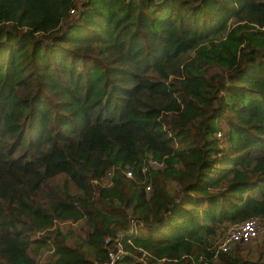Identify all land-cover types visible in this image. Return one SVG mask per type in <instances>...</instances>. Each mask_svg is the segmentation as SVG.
Listing matches in <instances>:
<instances>
[{"label": "trees", "instance_id": "1", "mask_svg": "<svg viewBox=\"0 0 264 264\" xmlns=\"http://www.w3.org/2000/svg\"><path fill=\"white\" fill-rule=\"evenodd\" d=\"M263 27L264 0H0V264H264Z\"/></svg>", "mask_w": 264, "mask_h": 264}, {"label": "built area", "instance_id": "2", "mask_svg": "<svg viewBox=\"0 0 264 264\" xmlns=\"http://www.w3.org/2000/svg\"><path fill=\"white\" fill-rule=\"evenodd\" d=\"M261 30H264V27L261 28ZM219 136V134H217ZM113 169L110 170V172L106 175L105 178H108V182L106 185H102L101 182L91 181L93 184H97L99 186H107L110 184L111 177L113 176ZM120 173L124 175L125 178L131 179L132 174L130 171H124L120 170ZM144 168H141V173H143ZM257 235V223L255 220H248L240 224H236L230 229V231L227 233V236L220 242V244L217 246L216 250L214 251V254L216 255L219 252H227L231 245H234L238 242H249L251 241L255 236ZM122 254V250L119 246L116 247L115 253L110 257V263L112 264L113 261L118 258Z\"/></svg>", "mask_w": 264, "mask_h": 264}, {"label": "rangeland", "instance_id": "3", "mask_svg": "<svg viewBox=\"0 0 264 264\" xmlns=\"http://www.w3.org/2000/svg\"><path fill=\"white\" fill-rule=\"evenodd\" d=\"M101 184L102 185H106V183L108 182V178H103L101 181ZM256 223H257V236H256V238L258 239L260 236H261V234H262V230H263V228L260 226V225H258L259 223L256 221ZM65 227H67L66 225H61V226H59V230L60 231H63L64 229H65ZM230 231V228L224 233V235L222 236V238L221 239H219L218 240V243H217V245L216 246H218V244L225 238V235L227 236V233ZM257 239H255L254 241H252L251 243H250V245H253L254 244V242H256V240ZM250 242V241H249ZM50 253V251H47V250H44V251H42L41 252V254L38 256V258H37V263L38 264H42V262L44 261V258L48 255Z\"/></svg>", "mask_w": 264, "mask_h": 264}]
</instances>
